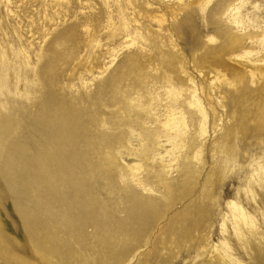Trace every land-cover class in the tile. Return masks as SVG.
<instances>
[{"label": "rangeland", "instance_id": "1", "mask_svg": "<svg viewBox=\"0 0 264 264\" xmlns=\"http://www.w3.org/2000/svg\"><path fill=\"white\" fill-rule=\"evenodd\" d=\"M193 1L110 0L111 25L106 21L109 10L103 0L0 3L1 125L7 109L20 103L15 119L0 127V231L9 239L0 242V264H97L104 251L122 252L125 247L120 231L108 249L94 242L98 228L92 217L83 226V235L75 227L65 226L51 240L35 237L36 227L27 221L33 208L30 193L33 182L44 177L33 170L43 146L35 147L32 142L38 136L33 131L31 112L49 97L81 101L87 110L95 112V132L86 135L117 144L99 147L109 152L107 162L116 167L111 174L115 185H134L128 166L139 163L142 178L150 181L155 196L165 200L163 183L151 176L156 172L155 162H148L145 152L153 149L161 134L159 121L168 111L159 104L170 99L169 89L183 94L178 111L187 116L197 140L198 118L188 108L186 94L189 79L194 80L198 96L212 116L199 163H191L193 198L189 204L202 211L203 219L210 217L205 226L206 234L210 233L206 248L218 247L227 238L221 223L232 198L246 205L264 225V52L259 43L246 44V50L261 52L249 60H237L233 54L239 49L228 44L235 37H260L264 33V0H209L203 8ZM234 6L237 9L231 10ZM157 18L164 21L159 23ZM127 32L136 44L130 48L125 47ZM207 52L211 54L203 59ZM240 61L254 74L253 84L249 72L237 82L243 68ZM231 64L237 67L229 70ZM226 73L234 86L217 80L209 86L210 78ZM87 98L93 101L89 103ZM219 100L224 105L220 110ZM20 139H25L23 145L18 143ZM51 139L49 155L37 164L40 170L47 168L55 175L67 151L81 159L87 153L83 145L64 147L60 136ZM170 147L159 151L164 153ZM222 165L223 170L216 174ZM177 172L169 171L164 177L173 179ZM185 190L180 187L176 193ZM49 197V203L59 201L63 193L60 190ZM119 215L124 218V214ZM225 225L231 229L229 223ZM230 232V246L237 250L239 243ZM188 243L174 247L165 240L161 257L171 264H202L204 257L198 258L196 251L183 256ZM140 258L137 255L132 264H138ZM115 264L130 262L119 257Z\"/></svg>", "mask_w": 264, "mask_h": 264}, {"label": "bare ground", "instance_id": "2", "mask_svg": "<svg viewBox=\"0 0 264 264\" xmlns=\"http://www.w3.org/2000/svg\"><path fill=\"white\" fill-rule=\"evenodd\" d=\"M8 1L0 0V3ZM103 1L109 10L106 21L108 25H111L113 21L110 0ZM208 2L209 0H194L193 4L203 8ZM233 9H237V7L234 6L231 10ZM163 18H157L158 22H163ZM67 32L68 30L64 33ZM257 43L262 46L260 48L264 52V33L260 37L256 35H249L247 38L235 37L231 42H228L232 47L239 49L237 53L233 54L237 60H249L252 55L260 53V49L254 51L245 48L246 44L256 45ZM135 45L134 39L127 32L125 47L130 48ZM211 53L207 52L203 59ZM240 64L243 68L241 75H238L237 82L241 81L244 74L249 72L247 66H244L246 64L244 61H240ZM235 67L237 66L232 65L229 70ZM221 76L223 78H220ZM221 76L210 78L209 86L213 87L216 80L234 86V84L231 85L233 80L227 76V73ZM249 76L253 84L255 76L252 72H249ZM189 85L188 93H186L188 94L187 106L198 118L197 140L193 139L187 116L181 110L178 111L180 107L178 101L181 100L183 94L180 90L169 89L170 99L165 104H159L166 106V111H168L159 121L161 134L156 137L153 149H149L150 152H145L146 160L155 162L156 172L151 176L152 179H158L163 183V187L166 189L164 195L168 197L165 200L160 196H155V190L150 186V181L147 178H142V168L138 169L139 163L128 166L130 180L134 182V185L128 184L125 187L115 185L111 174L116 167L107 162L109 152L100 151L99 147L102 145L114 147L117 144L103 142L98 137L86 135L88 132H95V127L98 124L97 115L92 110H87L88 106H84L81 101L78 102L74 99L56 97H49L48 100L37 103L31 112V122L38 139H32V142L35 147L41 144L43 152L36 156L33 170L39 172L38 176L42 174L44 178L33 182L30 193V203L33 208L27 219L33 228L36 227L35 237L44 241L51 240L56 238L65 226L75 227L80 233L79 235H83L81 233L83 226L92 217L95 219L94 225L98 228L94 242L102 244L108 249L109 245L116 243L115 239L118 240L120 231L123 234L121 240L125 244L122 252L104 251L97 264H115L119 257L128 259L132 264L137 255L142 257L138 264H142L143 260L144 264H171L165 257H161V244L165 240L170 241L174 247L180 244L182 247V243L188 241V245L183 248V256L196 251L199 255L198 258L204 257L202 264H264V225L258 222V218L257 221L255 214L253 215L246 205L244 206L243 203L235 201L233 198L228 201L226 219H223L221 223V229L226 232L227 238H223L220 244L218 242V247L206 248L210 233L206 234L205 226L210 217L207 220L203 219L202 211L191 208L189 204L193 198L190 189L193 180L191 163H199V157L202 148L205 147L208 135L209 124L207 122H210L212 116L209 115L198 96L194 80L189 79ZM200 89L203 91L204 87L200 86ZM209 89L208 95H210ZM220 97L224 99L223 96ZM87 99L89 103L93 101ZM19 106L20 103H16L12 109H7L6 120L2 125L0 124V127L8 126L15 119L14 115ZM223 106L219 100V110L224 108ZM133 117L134 115L130 114L129 118ZM158 119L157 114L156 120ZM56 136L62 138L64 147L66 145L73 148L83 145L88 150L86 154L82 155L83 159L75 152L67 151L53 175L47 168L40 170L37 164H41L42 160H45V157L49 155L48 145L51 138ZM18 143L23 145L25 139L18 140ZM166 145H171V147L165 149L164 153L159 151ZM158 159H160L159 162H156ZM179 163L182 164L181 167L175 168ZM223 168V165L219 167L216 174L221 173ZM177 169L178 172L173 179L164 177L165 173ZM50 178H52V183L48 182ZM163 180L165 181L163 182ZM255 180H257L256 176ZM180 187L187 190L182 191L183 194H178L176 192ZM60 190L63 197L59 201L53 200L49 203L47 201L50 198L49 195L55 192L59 193ZM249 191L253 198L254 192L252 189ZM119 213L124 214V218H120ZM60 218L65 219L64 223L59 220ZM226 223H229L230 230L226 229ZM50 228H54L55 231L52 233ZM106 228L109 229L105 230ZM202 232L203 234H201ZM229 232L232 233V238L235 237L234 239L239 243L237 250L233 249L234 246H230ZM2 241H9V239L0 231V242ZM141 246L143 249L140 248ZM51 248L53 249V246Z\"/></svg>", "mask_w": 264, "mask_h": 264}]
</instances>
